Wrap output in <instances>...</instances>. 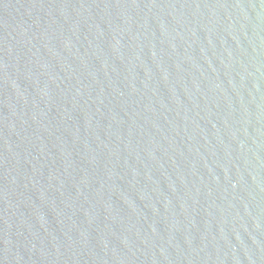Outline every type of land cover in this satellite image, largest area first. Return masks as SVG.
Segmentation results:
<instances>
[{
    "label": "water",
    "instance_id": "1",
    "mask_svg": "<svg viewBox=\"0 0 264 264\" xmlns=\"http://www.w3.org/2000/svg\"><path fill=\"white\" fill-rule=\"evenodd\" d=\"M0 264H264V0H0Z\"/></svg>",
    "mask_w": 264,
    "mask_h": 264
}]
</instances>
